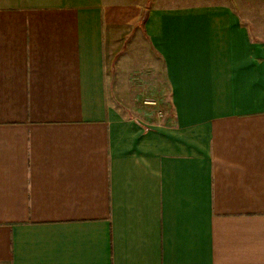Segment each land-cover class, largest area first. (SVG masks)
Instances as JSON below:
<instances>
[{"label": "crops", "instance_id": "obj_1", "mask_svg": "<svg viewBox=\"0 0 264 264\" xmlns=\"http://www.w3.org/2000/svg\"><path fill=\"white\" fill-rule=\"evenodd\" d=\"M0 264H264V0H0Z\"/></svg>", "mask_w": 264, "mask_h": 264}, {"label": "rangeland", "instance_id": "obj_2", "mask_svg": "<svg viewBox=\"0 0 264 264\" xmlns=\"http://www.w3.org/2000/svg\"><path fill=\"white\" fill-rule=\"evenodd\" d=\"M257 7H258V5L256 4V2H255V4H254V8H255V10H257ZM156 83L157 82H155L154 84H155V86H156ZM132 99L133 100H135V101H137V99H136V97H132ZM145 99V97L142 99V97H141V99H138V104L140 105V106H142V108H144L145 109V107L146 108H148V105H144V101H146V100H144ZM144 100V101H143ZM149 108L150 109H148V112L149 113H147L146 114V117H147V119H146V117L144 118V121H147L148 122V120H150L149 122H151V121H153V119H157L159 116L158 115H160L161 116V114H160V112H156L155 111V108L154 107H150L149 106ZM131 113V112H130ZM127 115V114H126ZM131 115V114H130ZM130 117H134V118H137V119H139L140 121H142V122H144L143 121V117L142 116H140V115H135V113L132 115V116H130Z\"/></svg>", "mask_w": 264, "mask_h": 264}, {"label": "built area", "instance_id": "obj_3", "mask_svg": "<svg viewBox=\"0 0 264 264\" xmlns=\"http://www.w3.org/2000/svg\"><path fill=\"white\" fill-rule=\"evenodd\" d=\"M146 104L152 105L153 103H151V102H147Z\"/></svg>", "mask_w": 264, "mask_h": 264}]
</instances>
